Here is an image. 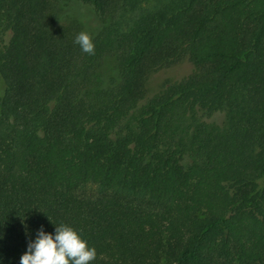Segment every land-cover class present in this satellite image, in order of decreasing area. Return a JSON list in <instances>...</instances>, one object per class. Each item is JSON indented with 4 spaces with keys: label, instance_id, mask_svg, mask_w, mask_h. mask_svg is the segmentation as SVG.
<instances>
[{
    "label": "trees",
    "instance_id": "16d2710c",
    "mask_svg": "<svg viewBox=\"0 0 264 264\" xmlns=\"http://www.w3.org/2000/svg\"><path fill=\"white\" fill-rule=\"evenodd\" d=\"M2 28L0 264L61 223L92 264H264V0H0Z\"/></svg>",
    "mask_w": 264,
    "mask_h": 264
},
{
    "label": "clouds",
    "instance_id": "9594fccd",
    "mask_svg": "<svg viewBox=\"0 0 264 264\" xmlns=\"http://www.w3.org/2000/svg\"><path fill=\"white\" fill-rule=\"evenodd\" d=\"M73 43L86 54H93L94 45L87 32L75 35ZM96 259L94 247L88 245L81 235L70 225L54 226L48 233L41 227L33 239L27 242L18 264H92Z\"/></svg>",
    "mask_w": 264,
    "mask_h": 264
},
{
    "label": "rangeland",
    "instance_id": "374dc122",
    "mask_svg": "<svg viewBox=\"0 0 264 264\" xmlns=\"http://www.w3.org/2000/svg\"><path fill=\"white\" fill-rule=\"evenodd\" d=\"M69 8L71 10V13H73L74 16L81 20L86 31L91 32L98 27L99 20L91 9L79 6L76 3L70 4ZM9 37L10 32L2 28L0 31V44L6 43ZM191 69V64L186 60H182L169 67L154 72L149 76L147 80L148 96L152 95L164 80H178L188 74ZM202 118L209 122L220 123L223 119V115L217 112L213 113L210 116H203Z\"/></svg>",
    "mask_w": 264,
    "mask_h": 264
}]
</instances>
